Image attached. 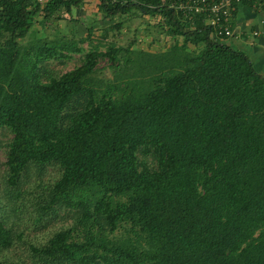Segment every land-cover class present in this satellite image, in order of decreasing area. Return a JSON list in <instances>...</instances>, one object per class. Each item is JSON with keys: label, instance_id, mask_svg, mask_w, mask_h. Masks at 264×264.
I'll use <instances>...</instances> for the list:
<instances>
[{"label": "trees", "instance_id": "trees-1", "mask_svg": "<svg viewBox=\"0 0 264 264\" xmlns=\"http://www.w3.org/2000/svg\"><path fill=\"white\" fill-rule=\"evenodd\" d=\"M87 1H97L106 18L132 12L166 18L173 46L126 58L135 68L127 82H143L141 89L99 97L98 51L59 77L41 79V62L81 47L64 36L21 40L38 16L50 20ZM254 1L243 2L259 8ZM191 4L0 0V127L13 133L7 182L18 184L32 162H57L62 174L43 210L81 207L79 221L101 224L98 232L88 227L83 240L67 229L32 245L46 263L264 264V75ZM109 55L119 60L116 50ZM77 96L88 101L63 127ZM141 148L157 156L155 166L140 159ZM123 224H130L127 235H106L104 226L114 232ZM12 242L0 219V246Z\"/></svg>", "mask_w": 264, "mask_h": 264}, {"label": "rangeland", "instance_id": "rangeland-1", "mask_svg": "<svg viewBox=\"0 0 264 264\" xmlns=\"http://www.w3.org/2000/svg\"><path fill=\"white\" fill-rule=\"evenodd\" d=\"M117 23L121 25L119 29L114 28ZM166 28V18L162 16H144L132 12L106 18L99 12L97 1H87L80 8L73 9L70 13L63 11L50 20H45L42 15L38 16L31 33L21 41L27 44L32 39L58 36L77 40L80 52L64 50L67 56L59 55L41 62L39 71L44 81L76 68L84 62L88 52H102L93 78L103 80L104 84H93V88L97 90L99 97H115L123 91H133L137 86L142 88L143 82L142 86L127 82V74H132L135 68L132 62L125 63L126 58L129 56L135 59L142 52L160 55L168 51L176 39L166 34ZM179 41L182 43L183 39L179 38ZM196 47L190 43L187 45L188 50ZM126 48H131L134 52L126 53ZM112 50L117 51L119 58L115 63L109 55ZM140 79L141 77H131L134 81ZM143 79L147 80L148 76ZM108 86H114L110 92ZM87 101L88 97L83 96L72 100L64 112L63 127L71 123L72 115L82 110ZM12 137L13 133L8 126L0 127V219L13 236L11 245L0 246V264H48L49 262L35 256L32 245H45L57 232L67 229L72 230L76 240H83L84 231L88 227L98 232L101 224L92 226L79 221L81 207L71 208L58 204L47 211L43 210L49 200L50 189L62 174V168L57 162L44 166L32 162L20 182L14 186L9 185L6 161ZM139 156L140 159L146 158L151 165L157 164V156H145L142 148ZM104 230L109 238H118L128 234L130 224L120 225L114 232H107V226H104Z\"/></svg>", "mask_w": 264, "mask_h": 264}, {"label": "crops", "instance_id": "crops-1", "mask_svg": "<svg viewBox=\"0 0 264 264\" xmlns=\"http://www.w3.org/2000/svg\"><path fill=\"white\" fill-rule=\"evenodd\" d=\"M231 24L234 34L224 42L244 51L264 75V4L257 8L252 3H237Z\"/></svg>", "mask_w": 264, "mask_h": 264}, {"label": "built area", "instance_id": "built-area-1", "mask_svg": "<svg viewBox=\"0 0 264 264\" xmlns=\"http://www.w3.org/2000/svg\"><path fill=\"white\" fill-rule=\"evenodd\" d=\"M191 7L197 12L209 14L208 23L212 25L218 36L231 37L234 32L231 24L235 4L244 0H191ZM256 4H264V0H255ZM185 7V6H184Z\"/></svg>", "mask_w": 264, "mask_h": 264}]
</instances>
